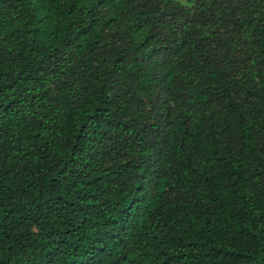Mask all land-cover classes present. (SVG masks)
<instances>
[{"label":"trees","instance_id":"trees-1","mask_svg":"<svg viewBox=\"0 0 264 264\" xmlns=\"http://www.w3.org/2000/svg\"><path fill=\"white\" fill-rule=\"evenodd\" d=\"M0 264H264V0H0Z\"/></svg>","mask_w":264,"mask_h":264}]
</instances>
